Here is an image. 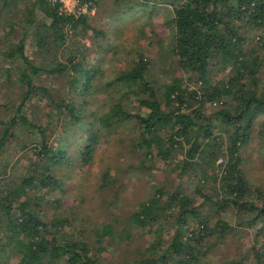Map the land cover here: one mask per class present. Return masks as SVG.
Returning a JSON list of instances; mask_svg holds the SVG:
<instances>
[{
    "label": "trees",
    "instance_id": "16d2710c",
    "mask_svg": "<svg viewBox=\"0 0 264 264\" xmlns=\"http://www.w3.org/2000/svg\"><path fill=\"white\" fill-rule=\"evenodd\" d=\"M117 1L120 6L109 14L113 21L137 5L148 6ZM96 3L79 0L89 12ZM62 5V0H0V56L9 62L0 66V81L14 90L0 110V264H200L216 245H209L211 238L225 240L247 228L255 231L252 254L264 264V183L250 180L243 167L245 148L256 138L264 145V0H155L153 9H172L165 20L171 42L164 56L172 58L175 70L163 81L141 50L129 67L112 75L100 64L89 68L87 54L105 50L99 58L105 61L112 46L86 45L79 38L90 31L105 38L106 30L91 26L87 14L62 11ZM253 31L261 33L258 47L247 46ZM28 39L37 59L27 54ZM156 43L164 47L162 40ZM162 68L167 73L168 66ZM217 72L225 74L216 80ZM42 76L66 78L71 96L57 100ZM106 92L114 96L97 113V95ZM36 96L54 106L46 119L31 118ZM82 120L88 130L76 147L85 166L100 138L126 127V141L140 155L138 168L148 171L162 161L180 170L181 181L198 177L200 185L192 193L181 182L155 183L133 211L92 228H85L80 212L53 215L63 207V196L53 197L62 188L53 171L71 158L58 139ZM56 127L62 129L54 138ZM14 147L28 151L13 161L5 153ZM99 181L108 189L114 179L105 170ZM135 229L149 233L147 246L125 248L127 255L107 262L106 245L132 240Z\"/></svg>",
    "mask_w": 264,
    "mask_h": 264
},
{
    "label": "rangeland",
    "instance_id": "374dc122",
    "mask_svg": "<svg viewBox=\"0 0 264 264\" xmlns=\"http://www.w3.org/2000/svg\"><path fill=\"white\" fill-rule=\"evenodd\" d=\"M139 1L148 3V6L137 5L133 11L120 14V17L118 15L119 19L113 21L109 14L120 6L117 0H97V3L92 5L90 12L87 4L80 5L79 0H62V11L76 15L87 14L89 16L88 23L91 26L97 28V30H106L107 36L105 38H96L92 31L83 33L79 38L80 41L78 42L86 45L96 41L97 44L103 45L106 49H110L112 46L111 53L108 51L109 59L105 61H99L105 50L101 53L97 52L92 57L87 54L89 68L100 64L104 66L106 74L112 75L113 72L121 68L129 67L136 50H141L148 59L151 58L153 60V73L156 79L163 81L175 70V66H170L172 58L164 56V50L171 42V31L165 23V20L172 16L171 7L160 5L153 9L151 6L155 0ZM160 1L158 0V2ZM123 4L126 5L127 2H123ZM20 5L30 6L23 3H20ZM88 5L91 4L89 3ZM167 8L169 9L168 11ZM37 13L38 19H43V13L39 11ZM0 35L2 36L1 28ZM260 35V31L250 33L247 46L258 47L260 45ZM159 40L163 41L164 47L156 43ZM74 42H77V40ZM83 49L85 50L86 48L83 47ZM92 51L90 50V52ZM261 51L264 53V50ZM35 52L36 47L28 39L27 54L31 59H37ZM0 66H9V62L1 56ZM163 66H168L167 73H163ZM217 73L216 80L225 74V72ZM41 81L51 89L53 97L57 100L71 96L68 92L66 78L42 76ZM13 91L12 87L8 86V84L5 85V80L0 81V110L11 101L14 94ZM111 96H114L113 92L97 95L99 104L93 110L99 113L100 105L105 106L109 103ZM39 97L36 96L31 101L32 105L34 104L31 118L46 119L47 116L51 115L50 110L54 106L46 98L39 101ZM80 101L81 99H78L77 102ZM130 107L134 111L140 110V107L135 103H131ZM212 111L208 110L209 113ZM87 122V120H82L81 125L78 126L79 128L75 125L68 130L63 128L64 133L58 139L59 147L68 151L71 158L69 163L67 160L61 161V164L55 166L53 171L62 184V188L57 190V195H53V197L63 196V207L55 210L53 215H60L64 212L68 216V214L72 215V213L77 212L75 214L77 216L80 212V220L84 219L86 221L85 228L88 226L92 228L105 222L111 216L119 218V216L123 217L129 211H133L140 201L151 194L152 185L155 183H163L171 187L181 182L183 187L192 193L200 185L198 177L191 179L186 175L181 181L177 178L180 170L174 172L172 167L165 166L162 161H158L156 168L153 167L148 171L138 168L140 155L133 151L130 143L126 141L128 139V129L126 127L115 129L108 133L107 137L100 138L96 144L93 161L90 165L85 166L79 158V150L76 145L83 140L88 130ZM60 128L62 129V127ZM60 128L56 127L54 130V138L57 134L56 130L60 132ZM32 140L33 136L31 135L30 141ZM261 144L262 142L256 138L243 151V157L245 158L243 167L246 175L258 185L264 183V145ZM30 145L32 146V143ZM15 146L17 147L16 144ZM26 151L28 150H20L14 147L5 153V157L12 158L15 161L22 157L23 152ZM22 162L25 164L27 159L22 158ZM105 170H108L111 178L114 179L108 189L102 188L99 181L101 174ZM196 202L201 203L202 199L197 198ZM229 219L232 222L235 221L234 218L229 217ZM79 223L81 224V222ZM90 231L91 229L88 232L90 233ZM254 237V229L247 228L246 232L235 231L229 234L225 240L211 238L209 245H216L207 252L200 264H222L227 259H238L242 261V264H257L252 254V245L255 242ZM149 241V233L141 229H135L132 240H120L116 245L107 244V248L103 252L104 259L107 262H111L123 254L127 255L122 252L125 248L133 249L138 245L146 247Z\"/></svg>",
    "mask_w": 264,
    "mask_h": 264
}]
</instances>
